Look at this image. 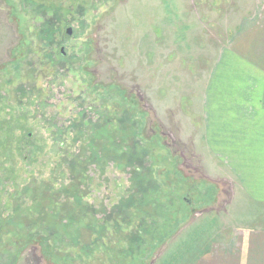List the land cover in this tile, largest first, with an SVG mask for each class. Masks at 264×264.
Masks as SVG:
<instances>
[{
    "label": "rangeland",
    "instance_id": "1",
    "mask_svg": "<svg viewBox=\"0 0 264 264\" xmlns=\"http://www.w3.org/2000/svg\"><path fill=\"white\" fill-rule=\"evenodd\" d=\"M260 3L0 0V220L13 215L14 199L26 186L71 184L68 162L87 147L89 121L107 118L119 134L130 131L128 136L141 143L144 158L136 161L138 168L175 191L168 198L172 204L166 200L167 209L170 204L186 211L177 234L161 240L139 264H190L210 233L226 234L242 216L253 219L258 207L237 215L240 184L207 150L197 101L216 58ZM260 23L245 37L249 51L264 52V21ZM69 28L73 33L67 37ZM127 94L135 99L126 101ZM81 117L85 135L79 137L74 125ZM158 132L154 157L149 141ZM131 144L137 150V143ZM115 159L112 155L89 168L81 184L82 218L105 225L102 237L94 236L83 249L66 250L64 263L56 248L43 257L41 248L31 244L17 264H127L128 257L117 260L116 252L121 241L130 246L127 236L138 223L112 211L129 195L137 175L134 167ZM179 183L187 185L180 193ZM26 200L25 212L33 204ZM3 237L11 239L10 234ZM7 262L3 258L0 264Z\"/></svg>",
    "mask_w": 264,
    "mask_h": 264
},
{
    "label": "trees",
    "instance_id": "2",
    "mask_svg": "<svg viewBox=\"0 0 264 264\" xmlns=\"http://www.w3.org/2000/svg\"><path fill=\"white\" fill-rule=\"evenodd\" d=\"M127 96L126 101L135 99L134 96L128 94ZM89 122L92 123V133L88 138L87 147L68 162L72 183L61 188L48 182L26 186L14 199L13 215L1 218L0 262L6 258L10 264H17L20 254L29 245L34 244L35 248H41L43 257H47L56 248V255L63 256L61 261L64 263V257L69 254L66 250L72 247L83 249L87 244L89 245L94 236H96L95 240L102 237L105 225L99 224L96 218H92L90 222H85L82 218L84 191L81 184L86 181L89 168L99 166L103 160L107 161L112 155H115V161L125 167H134L137 175L129 195L122 198L112 211V213L118 212L117 214L123 220H127L125 218L127 217V221L138 223V228L127 236L130 246L126 248L128 244L121 241L119 245L121 247L116 252V259L128 257L127 264H139L161 240L171 238L174 233L177 234L174 231L175 227L185 220L186 211L183 212L180 207L175 209L170 205L171 199L168 198L176 193L169 188L167 181L163 185L156 183L150 176L151 172L146 171V173L143 166L138 168L136 161L141 162L144 158L139 154L140 149H143L141 143L132 136H128L130 131L119 134L110 118L103 122ZM85 124L84 118L81 117L74 125L76 127L78 125L79 137L85 135ZM111 124L116 129L113 130ZM59 130L62 129L59 128ZM159 134L160 132L149 141L152 142L150 150L153 156V149L160 147ZM131 142L137 143V150L131 149L134 147ZM179 185L181 187L177 189L178 193L187 187L183 183ZM26 198L31 199L33 204L28 206L25 212L23 206L26 204ZM166 200L170 203L169 209H167ZM60 201L65 203L61 205ZM162 206H165L164 210H161ZM125 214L126 216H123ZM8 234L11 239H4L3 236ZM33 237L38 238L32 240ZM12 249L16 250V254L11 253ZM122 264L126 262L122 261Z\"/></svg>",
    "mask_w": 264,
    "mask_h": 264
},
{
    "label": "crops",
    "instance_id": "3",
    "mask_svg": "<svg viewBox=\"0 0 264 264\" xmlns=\"http://www.w3.org/2000/svg\"><path fill=\"white\" fill-rule=\"evenodd\" d=\"M261 21L264 0L247 25L234 34L228 50L216 58L197 101L207 150L222 160L240 184L237 215L259 209L253 219L242 216L239 223L231 224L227 236L210 233V240L205 239L204 248L198 247L199 255L190 264H264V52L249 51L245 39Z\"/></svg>",
    "mask_w": 264,
    "mask_h": 264
},
{
    "label": "water",
    "instance_id": "4",
    "mask_svg": "<svg viewBox=\"0 0 264 264\" xmlns=\"http://www.w3.org/2000/svg\"><path fill=\"white\" fill-rule=\"evenodd\" d=\"M73 33V29L72 28H69L68 31H67V37H70Z\"/></svg>",
    "mask_w": 264,
    "mask_h": 264
}]
</instances>
